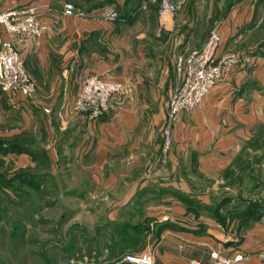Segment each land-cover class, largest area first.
Listing matches in <instances>:
<instances>
[{
	"label": "rangeland",
	"instance_id": "obj_1",
	"mask_svg": "<svg viewBox=\"0 0 264 264\" xmlns=\"http://www.w3.org/2000/svg\"><path fill=\"white\" fill-rule=\"evenodd\" d=\"M67 1L88 6L100 5L105 0ZM120 1L110 5L119 9L123 4ZM144 1L131 0L129 8L126 7L128 10L139 6L132 11L137 14L128 21L130 26L138 19H147L146 13L151 20L150 14L158 12L159 24L160 19H165L161 16L158 0L139 9ZM75 6L82 9L77 4ZM164 13L170 15L176 33L182 32L178 35V48L182 50L177 52L173 78L162 80L164 74L161 71L155 77L157 79L151 81L160 93L162 121L159 128H149V133H153L144 137L135 164L128 168L127 162L119 159L112 165L104 163L98 161L97 152L86 156L78 135L71 137L70 143L64 142L67 139L63 143L58 141L60 131L66 135L67 130H60L62 123L60 120L58 123L59 113L53 109L57 104H53L52 96L46 98L47 103L30 105L32 119L29 127L22 128L18 134L0 135V146L10 147L11 143L17 148L6 152L0 161V176L3 177L0 180V264H137L126 260V255L153 250L157 257L158 240L162 236L158 233V219L167 213L184 219V204L188 208L192 204L190 209L196 217L204 214L224 219V224L241 215L250 206L249 199H255L258 206L264 207L262 190L253 194L246 192L245 196H241L243 193L239 190L254 183L246 174L249 171L247 156L255 154L258 158L264 155V114L257 119L259 122L251 139L241 145L240 159L234 161L243 169V175L235 174L233 165L201 170L191 169L182 156L172 162L169 153L174 149V132L169 153L165 156L162 153L167 122L164 103L169 92L179 88L184 78V72L178 69V57L204 46L217 27L221 33L220 50L238 57V62L217 85L228 82L234 84L232 86L256 89L261 92L264 103V0H185L176 11ZM160 28L162 34L165 29ZM161 34L160 37L166 40ZM91 73L112 79H116L117 74L113 70L102 73L73 69L70 77L77 95L86 76ZM129 82H124L126 92L132 95L134 89ZM8 91L24 94L16 89ZM33 96L26 95L27 98ZM112 101L98 118L112 110L117 103ZM47 107L51 109L50 114L45 111ZM73 109L78 115L88 116L75 109L74 103ZM20 112L11 109L8 119L4 114L0 115V125L9 126L0 127V130L8 128L11 131L10 125L16 118H22ZM179 119L180 116L176 126ZM29 148L33 151H28ZM110 168L128 171V175L111 177ZM258 179L262 177L256 172ZM138 182V190L133 199L128 200L129 190ZM169 197L176 199L174 205L164 201ZM233 200L239 201V205L233 204ZM157 203H161L160 207L153 206ZM244 255L241 264L247 259ZM155 264L163 263H158L156 258Z\"/></svg>",
	"mask_w": 264,
	"mask_h": 264
},
{
	"label": "crops",
	"instance_id": "obj_2",
	"mask_svg": "<svg viewBox=\"0 0 264 264\" xmlns=\"http://www.w3.org/2000/svg\"><path fill=\"white\" fill-rule=\"evenodd\" d=\"M67 2L69 1L1 2L0 10L20 8L28 4L51 9L41 13V21L46 25V31L41 37L32 36L20 40L17 36L5 33L0 26V33L5 37L13 36L15 46L35 83L34 96L31 98L0 87V115L4 114L8 119L11 109L17 113L22 112V118H16L10 125L11 131L5 128L0 130V135L18 134L22 128L29 127L32 119L30 105L44 103L47 97L52 96L53 104H57L53 109L59 113L58 123L59 120L62 123L60 130H67L66 135L60 131L58 141L63 143L67 139L64 142L70 143L71 137L78 135L86 156L90 157L97 152L98 161L112 165L119 159L127 162L129 168L137 162V150L140 148L141 153L149 128H159V122L162 121L160 93L151 81L157 79L155 77L161 71L164 74L161 79L167 81L173 78L177 52L182 50L178 48V35L182 32L176 33L170 15L165 13L161 15L165 19H160V24L157 12L150 14L151 20L146 13L147 19H138L136 24L130 26L128 23L137 13H133L129 20L110 19L102 15L103 7L76 3L82 7L77 10L83 11V14H66L63 9ZM121 2L124 4V0ZM160 27L165 29L162 34ZM130 56L134 59H130ZM75 68H79V71L97 70L102 73L113 70L117 72L114 78L124 82L131 81L129 83H132L134 93L130 95L126 92L114 97L112 102L117 103L101 118L91 120L85 114L78 115L73 109L77 94L72 89L70 77ZM232 85L228 82L219 83L204 101L192 109L182 111L174 130V149L168 152L172 162L182 156L191 169L201 170L233 165L235 174L243 175V169L234 164V161L240 159L241 145L251 139L259 122L257 119L263 117L264 103L260 91ZM172 92H169V96ZM5 126L9 127L0 125ZM247 158L249 171L246 174L252 177L254 183L246 188H239L243 193L241 196H245L246 192L253 194L256 190L264 192V155L256 158L253 154ZM127 172L109 169L111 177L128 175ZM256 172L262 179L256 180ZM138 188L139 182L129 190L131 195L128 200L133 199ZM175 200L169 197L164 201L174 205ZM239 203L233 200V204ZM160 204L153 206L160 207ZM249 204L245 214L243 212L236 219H228L230 222L226 224L222 222L224 219H214L204 214L196 217L190 209L192 204L190 208L183 205L186 208L183 211L184 219H178L179 217L170 213L165 214L162 219H158V233L162 236L158 240L155 259L163 264H192L194 259L209 262L211 250L222 246L227 254L232 255L237 251L246 254L247 259L243 264H264V207L258 206L255 199H249Z\"/></svg>",
	"mask_w": 264,
	"mask_h": 264
},
{
	"label": "built area",
	"instance_id": "obj_3",
	"mask_svg": "<svg viewBox=\"0 0 264 264\" xmlns=\"http://www.w3.org/2000/svg\"><path fill=\"white\" fill-rule=\"evenodd\" d=\"M154 1L156 0H145L139 9ZM158 1L160 11L164 13L176 11L185 0ZM50 9L38 4H28L20 8L0 10V26L20 40L32 36L41 37L46 31V25L41 21L40 16L43 11ZM63 13L83 14V11L77 10L73 3L67 2ZM102 15L110 19L120 18L119 10L112 5L103 7ZM220 45L221 33L217 27L204 46L191 50L184 57L181 55L178 57V69L179 72H184V78L181 86L173 91L164 103L167 112L166 141L162 151L164 156L169 152L172 134L181 112L192 109L204 101L225 73L238 62L236 55L222 52ZM0 86L7 90H19L28 96L33 95L35 89L26 70L24 59L15 46L13 36L5 37L2 33H0ZM126 88L121 80L99 73L90 74L76 97L74 108L84 111L89 118H98L109 108L116 95L126 92ZM45 111L51 113L48 107ZM3 158L0 148V160ZM244 258L245 255L242 252L230 255L221 247H215L211 250L209 262L194 259L192 264H241ZM125 259L137 264H155V253L153 250L140 254L129 253Z\"/></svg>",
	"mask_w": 264,
	"mask_h": 264
},
{
	"label": "trees",
	"instance_id": "obj_4",
	"mask_svg": "<svg viewBox=\"0 0 264 264\" xmlns=\"http://www.w3.org/2000/svg\"><path fill=\"white\" fill-rule=\"evenodd\" d=\"M116 1L117 0H105V1L101 2L100 5H96V7L110 5V4L116 3ZM137 1H139V0H137ZM130 2H131V0H124V4L118 9L119 12H120V18H127L126 20H129V17L132 15V11H135V9H137L139 7L138 6V7L130 8V9L127 10V8H129L127 6H129ZM9 145H10V147L0 146L1 151H2L4 156H5L6 152L17 149V148H14L15 145H12L11 143H9ZM22 146H24V145H22ZM28 151L32 152L33 149L29 148ZM1 160H3V159H1ZM0 180H3L2 176H0Z\"/></svg>",
	"mask_w": 264,
	"mask_h": 264
},
{
	"label": "bare ground",
	"instance_id": "obj_5",
	"mask_svg": "<svg viewBox=\"0 0 264 264\" xmlns=\"http://www.w3.org/2000/svg\"><path fill=\"white\" fill-rule=\"evenodd\" d=\"M170 21V20H169Z\"/></svg>",
	"mask_w": 264,
	"mask_h": 264
}]
</instances>
